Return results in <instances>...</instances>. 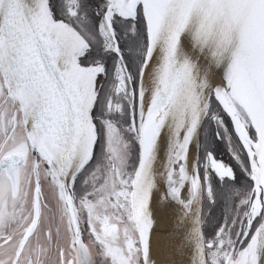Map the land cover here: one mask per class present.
I'll return each instance as SVG.
<instances>
[{"label":"snow or ice","instance_id":"obj_1","mask_svg":"<svg viewBox=\"0 0 264 264\" xmlns=\"http://www.w3.org/2000/svg\"><path fill=\"white\" fill-rule=\"evenodd\" d=\"M0 264H264V0H0Z\"/></svg>","mask_w":264,"mask_h":264},{"label":"bare ground","instance_id":"obj_2","mask_svg":"<svg viewBox=\"0 0 264 264\" xmlns=\"http://www.w3.org/2000/svg\"><path fill=\"white\" fill-rule=\"evenodd\" d=\"M159 223H160V230L155 233L156 243L158 247H160L162 250H166L170 244V237H169V233L167 232L169 223L163 211L160 214Z\"/></svg>","mask_w":264,"mask_h":264},{"label":"flooded vegetation","instance_id":"obj_3","mask_svg":"<svg viewBox=\"0 0 264 264\" xmlns=\"http://www.w3.org/2000/svg\"><path fill=\"white\" fill-rule=\"evenodd\" d=\"M225 159H227V157H225Z\"/></svg>","mask_w":264,"mask_h":264}]
</instances>
